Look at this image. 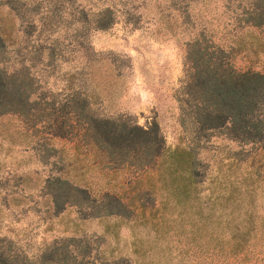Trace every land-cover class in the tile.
I'll list each match as a JSON object with an SVG mask.
<instances>
[{"label":"rangeland","instance_id":"1","mask_svg":"<svg viewBox=\"0 0 264 264\" xmlns=\"http://www.w3.org/2000/svg\"><path fill=\"white\" fill-rule=\"evenodd\" d=\"M222 3L0 0V68L26 65L36 91L44 95L59 98L79 90L96 115L127 118L143 126L154 119L164 147H185L194 154L202 196L211 187L214 195L220 182L240 180L252 185L254 210L264 214V151L257 144L229 139L223 129L196 131L191 115L178 101L185 42L200 30L213 37L222 35ZM104 7L112 9L113 19L99 28L94 18ZM41 129H25L18 118L0 116V247L35 256L54 240L73 236L82 239L73 247L75 253L84 248V240L88 243L86 264L113 256H122L129 264H194L196 259L206 263L208 235L194 239L190 219L172 201L164 211L167 227L160 221V208L145 210L147 220L140 210L126 218L81 217L86 208L78 212L66 203L55 211L43 184L47 175L57 173L59 163L51 165L52 157L45 158L36 148L31 133L42 142ZM53 143L58 150H70L69 140ZM61 164L62 171L71 167ZM122 176L130 177L124 194L133 195V173ZM150 184L149 200L160 207L165 193L155 178L149 184L138 181L135 197L144 200L141 189Z\"/></svg>","mask_w":264,"mask_h":264},{"label":"trees","instance_id":"2","mask_svg":"<svg viewBox=\"0 0 264 264\" xmlns=\"http://www.w3.org/2000/svg\"><path fill=\"white\" fill-rule=\"evenodd\" d=\"M221 6L222 35L200 30L185 42L180 108L191 115L196 131L223 129L229 139L257 144L264 151V0H223ZM112 19V9L104 7L96 13L95 26L105 27ZM35 84L26 65L1 67L0 116L18 118L25 129L42 127V142L31 133L36 148L45 158L52 157L51 165L64 161L71 166L62 171L58 165L57 173L44 178L55 211L66 203L78 212L86 208L81 217L126 218L140 210L147 220L145 210L160 208V221L167 227L164 211L172 201L190 219L194 239L208 235L205 264H264V214L254 210L252 185L230 179L220 182L214 195L211 187L204 197L194 154L185 147H164L154 119L143 126L127 118L96 115L81 91L57 98L39 93ZM57 139L69 140L70 150L56 149ZM126 171L133 173L136 184L130 196L124 194L130 178L122 176ZM86 172L92 176L86 177ZM152 178L165 193L160 207L149 200L152 184L142 187L144 200L135 197L137 182L149 184ZM80 241L66 236L35 256L0 247V264H86L88 243L84 240L80 253L73 249ZM97 264L129 261L113 256Z\"/></svg>","mask_w":264,"mask_h":264}]
</instances>
